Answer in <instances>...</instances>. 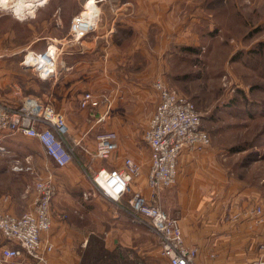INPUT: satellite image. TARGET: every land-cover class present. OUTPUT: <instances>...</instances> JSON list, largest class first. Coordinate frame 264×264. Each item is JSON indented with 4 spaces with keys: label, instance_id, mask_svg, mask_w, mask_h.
<instances>
[{
    "label": "crops",
    "instance_id": "0c3cea01",
    "mask_svg": "<svg viewBox=\"0 0 264 264\" xmlns=\"http://www.w3.org/2000/svg\"><path fill=\"white\" fill-rule=\"evenodd\" d=\"M42 3L47 4V0ZM137 6L143 12L142 0ZM3 9L0 5V23L7 14ZM127 19L123 23L116 20L114 25H94L92 33L78 42L81 47L77 50L76 73L69 74L68 70L73 68L69 65L59 82L56 81L57 77L42 79L36 73L31 79L24 72L28 67L22 64L27 52L42 51L37 49L42 42L46 44V49L50 47L47 32L43 36L33 34L17 41L0 25V102L18 105L29 96L42 100L36 90L39 80L52 81L50 95H53V91L59 92L64 95L63 99L67 94H94L93 91L105 92L109 88L110 92L119 94L117 97L120 99L118 102L108 97L110 123L106 131L117 134L118 146L113 153L117 158L116 167H121L125 157L134 159L132 156L135 153L124 148L122 143L127 138L131 141L127 133L138 120L135 117L137 112L145 110L142 102L148 100V107L141 114V120H145L142 132L144 141L143 133L157 102V94L150 88V82L154 77L164 75L167 58L176 52L173 51L176 47L180 44H200L202 35H205L203 32L219 26L147 25V17ZM54 48L57 50V47ZM101 63L111 72H102L107 69H102ZM110 81L114 82L113 85H110ZM151 90L152 97H148ZM131 95H136L137 101L127 104ZM48 104L56 111V105ZM101 110L97 109L98 112ZM24 138L38 143L47 160L40 157L37 161L38 152L21 150L20 144ZM210 145L201 150L183 151L177 162L176 183L160 189L157 201L166 213L178 218L185 243L197 247L196 264H204L212 254L213 264H250L264 251L261 247L264 245V176L252 188H237L235 182L229 181L227 156ZM0 146V210L19 216L32 209L37 179L49 178L58 185L59 192L52 201L51 227L41 235L42 240H49L53 244V251L48 255L52 264H74L90 236L102 238L108 250L120 246L142 252L148 248L147 242L139 236L144 233L143 229L150 230L145 225L135 223L129 213L118 205L125 212H122L125 218L117 219L114 213L106 221L102 220L100 214L87 212L82 205L84 183L79 181L76 169L72 165L57 167L36 138L20 132L3 133L0 134ZM146 147L147 168L144 174L141 172L136 177L133 187L134 191L150 197L152 192L147 186V174L151 157L148 145ZM16 165L22 170L15 169ZM38 166H41L39 172L36 171ZM30 175H34L33 179ZM257 207L261 209L260 214L255 211ZM104 221L109 223V228L106 229ZM157 251L160 252L159 247L153 249L152 253Z\"/></svg>",
    "mask_w": 264,
    "mask_h": 264
},
{
    "label": "rangeland",
    "instance_id": "374dc122",
    "mask_svg": "<svg viewBox=\"0 0 264 264\" xmlns=\"http://www.w3.org/2000/svg\"><path fill=\"white\" fill-rule=\"evenodd\" d=\"M35 1L10 0L5 5L0 0V5L4 7L2 11L7 13L0 25L17 41L33 34L43 36L47 32L48 46L51 49L57 47L54 77L59 82L69 65L73 66L68 70L69 74L76 73L75 61L81 45L69 41V26L74 16L88 13L89 0H47L45 5L42 3L44 0ZM95 1L98 13L93 25H114L116 20L123 23L129 17L137 20L142 16L143 19L147 17V25L219 26L203 32L205 35H202L200 44H180L176 47L173 50L176 52H172L173 55L167 58L164 77H154L150 88L154 91L153 81L159 78L178 94L192 100L202 115L203 127L210 134V147L227 156L230 183L235 182L239 189L258 185L264 176V0H142L143 12L137 6L140 0ZM16 4H20L19 13L14 10ZM91 33L92 31L83 39ZM37 49L45 51L46 44L42 42ZM78 52L81 53L82 50L79 49ZM103 63L102 69L106 68ZM25 67L28 70L24 69V72L33 79L36 73L34 67ZM106 69L107 71L102 72H111L108 67ZM36 83L41 101L56 105V111L63 115L68 125L66 144L74 153L69 165L76 169L79 181L84 183L83 207L87 212L100 214L102 220L108 221L114 213L117 219L123 218L124 211L128 212L126 206L123 205L122 211L101 194L92 192L90 180L92 165L95 171L101 166L109 169L116 167L117 158L114 155L106 160L93 158L95 136L108 129L110 113L97 122L105 109L101 107V112H98L97 109L81 108L79 100L83 92L67 94L63 99L64 95L59 92L53 91V95H50L52 81L39 80ZM110 83L113 85L114 82ZM152 90L151 96L147 94L148 97H152ZM110 91L107 88L105 92H93L98 97L111 96L120 102L119 96L117 97L119 94ZM136 101V95H131L127 104ZM142 104L146 110L149 101L145 100ZM144 111L137 112L135 117L138 120L130 127L132 133H127L131 141L127 138L122 143L124 148L135 153L132 157L141 165L142 174L145 173L148 161L147 145L142 140L145 120H141V114ZM20 148L38 152L37 161L40 157L47 160L42 148L32 139L24 138ZM40 167H37V172ZM30 177L33 179L34 175ZM136 181L137 178H134L130 183L129 193L135 190L133 186ZM57 192L58 185L55 196ZM106 221L104 223L107 229L109 223ZM143 232L139 237L147 242L148 248L141 252L139 249L124 247V252H128L131 257L135 256V264H167V259L161 252L152 253L153 249L159 247L157 237L151 231L143 229ZM2 244L10 245L0 235V247ZM85 250L86 246L74 264H82L84 254L90 255V252L84 253ZM105 262L116 263L113 257H108Z\"/></svg>",
    "mask_w": 264,
    "mask_h": 264
},
{
    "label": "built area",
    "instance_id": "2783aa9c",
    "mask_svg": "<svg viewBox=\"0 0 264 264\" xmlns=\"http://www.w3.org/2000/svg\"><path fill=\"white\" fill-rule=\"evenodd\" d=\"M93 29L94 25L87 19L76 15L69 26V41L78 43ZM57 56L56 49L49 51L48 47L41 53L27 52L22 64L34 67L37 75L45 79L56 73ZM152 87L157 102L143 133L150 150L147 186L152 195L146 197L139 191L129 193L130 183L141 173V165L130 157H125L118 168L101 166L95 171L92 165V192L120 208L125 205L135 223L145 225L156 235L160 252L169 264H196L197 247L185 243L178 218L161 208L157 193L176 183L177 162L183 151L204 149L210 145L211 138L192 100L178 94L159 78L153 81ZM79 103L81 108L105 109L97 122L103 120L110 109L107 96L98 97L90 92L84 93ZM14 132L36 138L57 167H65L73 160V150L66 144L69 128L65 118L37 97H25L18 105L0 102V134ZM116 140L114 131L99 132L95 136L93 158L110 159L118 146ZM14 168L22 170L17 165ZM34 191L32 209L19 216L0 210V234L10 244L0 247V264H52L48 255L53 251V244L42 240L41 235L51 227L56 185L49 178H40L34 183ZM255 211L260 214V207ZM261 247L264 249V245ZM213 256L204 264H213ZM250 264H264V251Z\"/></svg>",
    "mask_w": 264,
    "mask_h": 264
},
{
    "label": "trees",
    "instance_id": "16d2710c",
    "mask_svg": "<svg viewBox=\"0 0 264 264\" xmlns=\"http://www.w3.org/2000/svg\"><path fill=\"white\" fill-rule=\"evenodd\" d=\"M3 246V245H2ZM90 252V255H87ZM82 264H103L105 259L113 257L114 264H135V256L131 257L128 252L120 246H116L113 250H108L102 239L96 236H90L86 245ZM109 264V263H106Z\"/></svg>",
    "mask_w": 264,
    "mask_h": 264
},
{
    "label": "bare ground",
    "instance_id": "6f19581e",
    "mask_svg": "<svg viewBox=\"0 0 264 264\" xmlns=\"http://www.w3.org/2000/svg\"><path fill=\"white\" fill-rule=\"evenodd\" d=\"M22 1V0H21ZM10 2V0H2V3L5 5H8V3ZM20 4H16L15 5V12L19 13L20 11ZM88 13L82 14L81 16L85 19H87L90 24H92L97 17V13H98V8L96 5V1L95 0H89L88 3ZM54 49H51V46L49 47V51H53Z\"/></svg>",
    "mask_w": 264,
    "mask_h": 264
}]
</instances>
